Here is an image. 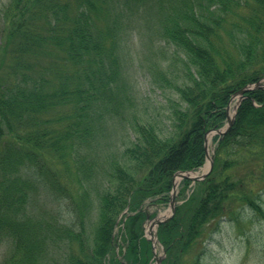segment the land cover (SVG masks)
Listing matches in <instances>:
<instances>
[{"label":"trees","instance_id":"1","mask_svg":"<svg viewBox=\"0 0 264 264\" xmlns=\"http://www.w3.org/2000/svg\"><path fill=\"white\" fill-rule=\"evenodd\" d=\"M6 8L0 264H150L143 207L169 202L175 173L204 165L205 133L226 125L232 96L264 80V0H11ZM135 28L160 44L149 76L172 95L163 101L168 126L143 119L126 92L124 43ZM240 101L231 127L213 138L210 173L157 227L160 264H200L202 252L191 255L212 222L237 223L248 210L264 224V89ZM128 124V145L95 150ZM40 190L56 205L51 215L37 207Z\"/></svg>","mask_w":264,"mask_h":264},{"label":"rangeland","instance_id":"2","mask_svg":"<svg viewBox=\"0 0 264 264\" xmlns=\"http://www.w3.org/2000/svg\"><path fill=\"white\" fill-rule=\"evenodd\" d=\"M11 0H0V76L5 69L2 63L5 61L6 52L4 49L5 44V33L3 32V12L6 11ZM141 18V17H140ZM144 19H141L139 25L143 23ZM125 53L127 54L124 58V80L126 92L128 91V96H134L139 103L141 109L143 110V119L147 121L154 122L157 125L168 126V111L166 105L163 103L164 98H172L170 92H160L159 89L154 84H151L149 73H151V66L157 62L156 50L160 47L157 40H150L146 36L142 37L139 29L135 28L126 39ZM2 61V62H1ZM264 85V81L260 82ZM237 104L236 98L231 101L229 114L233 113V109ZM140 122V121H138ZM129 124L126 125L122 130L119 127L112 128L110 132L105 133L99 146L95 150L107 147L108 149H113L114 147L128 145L131 138ZM211 135V140L207 143V153L211 157L213 154V138L215 136L214 132L208 133ZM205 160L204 165L194 171L196 176L206 173L208 165ZM205 179V178H204ZM179 178L177 187H175V195L173 198L174 210L177 205H180L186 201L187 197L193 192L194 185L197 183H191L184 189L182 181ZM203 180V179H202ZM35 195V201H38V209H44L50 213L56 210L55 204H50L45 202L46 195L44 191H38ZM169 202L156 204L152 201L147 202L143 209L148 215V220L144 224L145 237H148L147 233L150 235L154 234L156 228L160 224H156V221H166L170 218L171 207H170V197ZM264 200V197H263ZM61 210H63L61 208ZM121 218V217H120ZM155 226L153 227V225ZM120 223L115 228L114 231V251L118 252L119 248L122 246L120 239L117 237V228H120ZM156 234V233H155ZM156 238V237H155ZM200 241L195 247V252L192 253L191 259L197 254L201 253L200 264H264V224L257 221L250 215L248 210L242 211V215L239 217L237 223L221 219L218 223L212 222L207 225L203 231L202 237L199 238ZM151 244L152 259L150 264H160L164 252L162 247L156 243ZM5 243L0 244V262L1 258L4 257L7 249ZM158 260V262H157Z\"/></svg>","mask_w":264,"mask_h":264},{"label":"water","instance_id":"3","mask_svg":"<svg viewBox=\"0 0 264 264\" xmlns=\"http://www.w3.org/2000/svg\"><path fill=\"white\" fill-rule=\"evenodd\" d=\"M253 88H264V85H260V83H256L254 85L245 87L244 90L242 89L241 91H239L237 93V95H235L234 97H232V99L237 98V100H236L237 101V104L234 107V110H236L237 106L239 105L240 100L242 99V96L244 95V93L247 92V91H249L250 89H253ZM232 99L230 101H232ZM229 109H230V107H229V104H228V106L226 107V111H225L226 114H227V121H226L227 124H226V126L223 127L222 129H219V130H215L214 131V133L217 134V135H219V136H223L225 134V132H227L228 129L232 125V122H233V119H234V115H235V111H233V114L231 116H229V112H228ZM208 133H210V132H208ZM208 133H205L206 135H205V141H204V149H205L206 159H209V162L207 164L208 165V168H207L206 173H203L202 175H199V176H195L193 178L187 177L185 175V173H178V174H175V176H177V177H179L181 179H185L186 178V179L190 180L191 182H196L198 180L204 179L206 177V175L209 174V172L212 169V158L207 155L208 153H207V144L206 143H207V135H208ZM174 195H175V186H173L172 195H171V201H170V207H171L170 208L171 209V215H170V217L174 213V204H173ZM160 223H161L160 221H157L156 222L157 225L160 224ZM154 238H155V236H152L150 238L151 242H154ZM157 262H158V260H157Z\"/></svg>","mask_w":264,"mask_h":264},{"label":"bare ground","instance_id":"4","mask_svg":"<svg viewBox=\"0 0 264 264\" xmlns=\"http://www.w3.org/2000/svg\"><path fill=\"white\" fill-rule=\"evenodd\" d=\"M210 140H211V135H207V143H209L210 142ZM208 155V154H207ZM209 156V155H208ZM207 161V163L209 162V159H207L206 160ZM197 175V174H196ZM195 175V173H187L186 174V176L187 177H190V178H193V177H195L196 176ZM178 181H179V177H175V179H174V185H175V187H177V184H178ZM155 226V224L153 225V227ZM147 235H149V233H147Z\"/></svg>","mask_w":264,"mask_h":264}]
</instances>
